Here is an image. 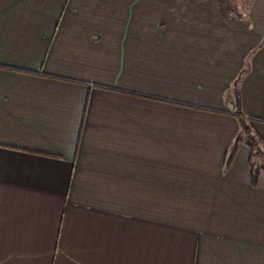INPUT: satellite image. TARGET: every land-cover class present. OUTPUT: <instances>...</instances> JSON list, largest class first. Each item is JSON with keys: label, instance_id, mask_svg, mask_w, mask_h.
<instances>
[{"label": "crops", "instance_id": "crops-1", "mask_svg": "<svg viewBox=\"0 0 264 264\" xmlns=\"http://www.w3.org/2000/svg\"><path fill=\"white\" fill-rule=\"evenodd\" d=\"M219 5L0 0V264H264V0Z\"/></svg>", "mask_w": 264, "mask_h": 264}, {"label": "rangeland", "instance_id": "rangeland-1", "mask_svg": "<svg viewBox=\"0 0 264 264\" xmlns=\"http://www.w3.org/2000/svg\"><path fill=\"white\" fill-rule=\"evenodd\" d=\"M250 0H220L219 7L221 10L225 11L229 9L231 14L235 11V7L238 8V11L246 13L249 8ZM238 3V6L236 5ZM255 172L261 174V177H264V157L260 154L255 156Z\"/></svg>", "mask_w": 264, "mask_h": 264}, {"label": "trees", "instance_id": "trees-1", "mask_svg": "<svg viewBox=\"0 0 264 264\" xmlns=\"http://www.w3.org/2000/svg\"><path fill=\"white\" fill-rule=\"evenodd\" d=\"M241 126H242V138L241 141L245 142L247 145H249L252 149V151L257 154H261V148L260 144L261 141L257 137V135L254 134V132L251 129V126L248 124V122L244 119L241 120ZM232 158V155H231ZM254 182L258 179V174L255 172L253 175Z\"/></svg>", "mask_w": 264, "mask_h": 264}]
</instances>
